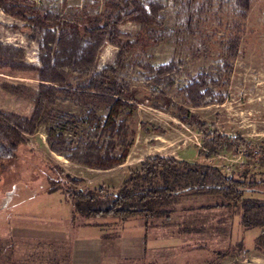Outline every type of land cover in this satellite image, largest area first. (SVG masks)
Wrapping results in <instances>:
<instances>
[{
    "label": "rangeland",
    "instance_id": "obj_1",
    "mask_svg": "<svg viewBox=\"0 0 264 264\" xmlns=\"http://www.w3.org/2000/svg\"><path fill=\"white\" fill-rule=\"evenodd\" d=\"M131 1H11L28 17L36 11L45 25L6 14L0 5V116L27 138L15 158L0 164V226L25 219L48 225L58 215L64 227L69 200L45 193L51 166L86 187L112 190L130 169L156 155L216 166L235 177L264 171L242 149L199 155L200 134L179 120L193 113L223 134L264 146V0H138L155 23L132 19L137 11ZM84 14L100 16L96 28ZM107 79L134 99L113 93L102 83ZM247 196L264 199L259 193ZM217 202L182 197L171 214L174 222L182 211L206 223L211 217L209 238L193 240L201 243L195 249L207 247L211 254H188L193 245L185 241L149 251L147 264H264V245L257 248L255 242L260 228L242 229L238 209L216 207ZM112 220L77 216L71 223L76 229L114 225ZM9 235L0 227L1 240ZM29 247V253L26 246L20 251L32 255L35 248ZM69 253L67 244L61 252L67 264Z\"/></svg>",
    "mask_w": 264,
    "mask_h": 264
},
{
    "label": "trees",
    "instance_id": "obj_2",
    "mask_svg": "<svg viewBox=\"0 0 264 264\" xmlns=\"http://www.w3.org/2000/svg\"><path fill=\"white\" fill-rule=\"evenodd\" d=\"M11 1L13 0H0V5L6 14L31 24L45 25L43 20L36 15V11H33V15L28 17L21 7L13 5ZM18 1L28 2V0ZM119 2H125V0H119ZM131 2L137 11L132 15V19L155 23V20L147 15L144 6L138 0ZM111 7L118 9L120 5L112 3ZM84 17L89 25L93 28L97 27L96 24L100 20L99 15L84 14ZM69 25L71 28H75L74 24L69 23ZM93 81L91 80L90 85ZM102 83L105 87L111 88L113 93H121L134 99L133 94L124 92L117 81L107 79ZM154 98L161 100L165 106H168L171 101L163 94H155ZM144 100L150 99L144 98ZM179 120L187 126H194L200 134L202 149L199 151V155L209 157L218 151L235 152L242 149L246 160L254 161L264 167V146H253L240 135L223 134L193 113L181 116ZM151 130L159 134L165 132L159 127H151ZM26 143L27 138L22 131L0 116V164L3 160L9 161L15 158L19 146ZM46 180L48 183L46 194L65 195L69 200L72 222L77 216L111 218L115 224L135 217L143 218L145 224H150V220L157 219L168 222L174 212L175 205L182 197H216L218 198L216 207L238 209L240 227L243 229L260 228L255 242L257 248L264 245V199L247 196L250 193L264 194V171L259 173V177L246 174L235 177L226 174L216 166L179 160L172 156L156 155L146 158L139 168L130 169L120 186L114 190L104 185H99L96 188L86 187L83 185L84 180L73 178L54 166L49 167ZM105 237L108 235L106 234ZM23 242L24 240H18L11 235L4 240L0 239V256L8 250V256L4 260L15 255L22 257L25 250L20 251V249L26 246L27 251V244H23ZM53 245V242L41 240L38 245L31 246V248H35L31 256L38 259L46 256L48 255L45 254L46 251L56 248ZM56 246L63 249L66 244L57 243ZM217 254L225 255L219 252ZM3 262L1 261L0 264H4Z\"/></svg>",
    "mask_w": 264,
    "mask_h": 264
},
{
    "label": "crops",
    "instance_id": "obj_3",
    "mask_svg": "<svg viewBox=\"0 0 264 264\" xmlns=\"http://www.w3.org/2000/svg\"><path fill=\"white\" fill-rule=\"evenodd\" d=\"M47 197L49 196H45V198ZM207 210L211 211V209ZM67 211L68 215L65 218L64 227L56 219L59 217L58 215H54V220L51 219L53 221L48 222V225H36L34 222H27L28 219H25L20 220L22 224L0 226L8 228L12 237L27 241L28 250L26 252L28 253L29 246H32L35 241L53 242V246L56 247L53 248L56 253L48 254L39 259L27 254L22 255V257L11 256L7 260L0 257V262L4 261V264H62L64 262L67 264V260L61 255L62 248H58L57 243L69 244V264H147L146 254L149 251H162V249L167 248L165 246L182 245L185 241L189 246L191 242L193 245L191 248L187 246L189 247L188 254L192 255L195 251L211 254L207 247L195 249L196 244H201L200 242L193 243V240L196 239L205 242V238H209L211 234H206V232L210 226L211 217L207 218L208 222L206 223V219L198 216L191 218L188 216L189 212L182 211L175 222L171 220L170 216L168 222L157 223L150 220V224H145L143 218L135 217L114 225L80 224L75 229L71 223L70 204ZM108 219L111 222V219ZM85 229L87 230L85 231ZM72 230L75 231L74 234H72ZM105 230L107 231L105 232ZM106 234L108 237H105ZM192 263L195 264L194 261L189 264Z\"/></svg>",
    "mask_w": 264,
    "mask_h": 264
}]
</instances>
